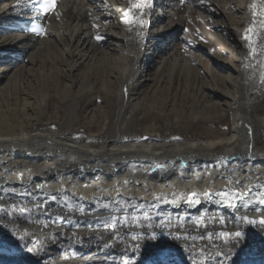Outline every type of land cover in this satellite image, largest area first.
Returning a JSON list of instances; mask_svg holds the SVG:
<instances>
[{
    "label": "bare ground",
    "instance_id": "obj_1",
    "mask_svg": "<svg viewBox=\"0 0 264 264\" xmlns=\"http://www.w3.org/2000/svg\"><path fill=\"white\" fill-rule=\"evenodd\" d=\"M191 1L0 0V264H264V0Z\"/></svg>",
    "mask_w": 264,
    "mask_h": 264
},
{
    "label": "snow or ice",
    "instance_id": "obj_2",
    "mask_svg": "<svg viewBox=\"0 0 264 264\" xmlns=\"http://www.w3.org/2000/svg\"><path fill=\"white\" fill-rule=\"evenodd\" d=\"M32 3H36V0H32ZM130 3L132 4V7L127 9V11L125 12V17L126 19L124 20V22H129L133 19H135L134 17H132L130 15V13L132 12L133 8H140L143 9L144 7H148L151 5L152 0H136L135 3H132V0H130ZM40 7H42L45 11V13H47L48 11L54 10L56 8V0H45L44 4L40 5ZM253 7H255V5H253ZM139 23L141 25H143L144 23H146V21H144L143 19L139 20ZM30 31H32L33 33H39V34H46L43 27L37 28V27H32L30 29ZM247 31L246 30V38H247ZM97 40L103 39V37L101 36H97L96 37ZM146 139V138H145ZM174 139H178V138H174ZM232 181L229 180V184H231ZM237 184H239V181H237ZM40 187V186H37ZM248 187V186H245ZM60 191H65L64 189H61ZM171 195L173 198L169 199L167 195H155L154 199L158 202L156 203L155 207H159L160 203L163 204H167V205H173L177 208L181 207L182 203L186 204L188 207H197L199 205H201L204 200H208V201H213V193L211 191H206L203 193H199L196 191L187 193L186 195L184 193H181L179 195H176L175 193L169 194ZM216 196L219 197V199H215L214 202L216 204H221L223 203L226 207H232L235 208L237 207L239 204H242L244 207H249L252 204H256L258 206H264V185L260 186L259 189L255 190V195H256V199H250L249 197L253 195V189L249 188V190L247 192H242L239 189L233 190V191H220L215 193ZM203 196L204 199H201L200 197ZM52 200H56L57 197L56 196H51ZM63 199L65 202L70 203L71 201V197L68 195H64ZM81 199H84V197H81ZM143 199V198H141ZM122 206V207H130L131 205L128 203V201H126L123 198V195L120 193H117V198H115L114 200H109L106 204H104V207H114V206ZM140 208L144 207V204H140L139 205ZM2 210V209H0ZM21 214H23L26 210L25 209H21ZM248 223H257V221L255 220H248ZM259 225L264 226V218L259 220ZM115 224V220L113 221V226ZM153 236L155 237V234H153ZM209 236H211V234H209ZM235 237L237 238V242H239L240 239H242L243 237V233L237 231L235 233ZM55 238V237H53ZM21 239H23V237H21ZM33 243H35V241H33ZM108 245L105 244V247H107ZM136 250H139V246H136ZM29 251H32V249L30 248ZM37 251H39L37 249ZM218 255H223L221 253H218ZM225 258H228L227 256ZM125 264H127V259L125 260ZM222 264V262H221Z\"/></svg>",
    "mask_w": 264,
    "mask_h": 264
}]
</instances>
